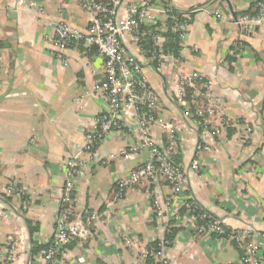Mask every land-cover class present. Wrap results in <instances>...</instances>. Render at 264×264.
<instances>
[{
  "label": "crops",
  "instance_id": "1",
  "mask_svg": "<svg viewBox=\"0 0 264 264\" xmlns=\"http://www.w3.org/2000/svg\"><path fill=\"white\" fill-rule=\"evenodd\" d=\"M16 1L0 0V211L7 215L0 216V259L13 238L20 247L13 264H45L32 255V248L46 243L54 232L64 162L80 150L103 104L95 90L103 69L93 48L83 54L82 45H71L64 66L44 41L54 22L87 27L89 17L77 0H24L22 7ZM254 1L171 0L177 9L195 13L180 48V68L186 75L197 72L208 79L221 118L235 124L218 127L208 139L211 149L199 153L200 175L189 169L197 130L174 101L171 67L154 70L126 41L158 95L164 122L177 127L184 138L176 163L187 173L189 184L174 196L165 181H146L117 198L115 181L141 166L148 152L134 149L135 136L110 134L75 192L74 212L95 210L98 221L86 238L72 240L58 264H152L140 252L165 235L173 222L170 211L183 199L196 201L228 230L250 231V241L264 235V22L256 27L234 23L235 15ZM260 3L264 8V0ZM152 134L165 139L158 126ZM13 180L22 196H3L2 187ZM155 198L164 206L162 217L154 213ZM26 200L31 203L23 209ZM30 226L37 230L31 233ZM176 227L168 264H239L240 252L230 240L196 233L187 219ZM133 235L137 245L131 250L127 242Z\"/></svg>",
  "mask_w": 264,
  "mask_h": 264
},
{
  "label": "built area",
  "instance_id": "2",
  "mask_svg": "<svg viewBox=\"0 0 264 264\" xmlns=\"http://www.w3.org/2000/svg\"><path fill=\"white\" fill-rule=\"evenodd\" d=\"M77 3L89 17L87 27L80 29L65 21L54 22L53 28L44 35V41L49 45L54 58L64 66L68 62L66 50L70 43L78 41L85 47H95L103 69V78L95 84V90L101 94L103 104L92 118L91 128L84 134L80 150L64 162L63 188L54 232L48 247L38 254L45 264L62 262L67 253L65 245L73 237L86 238L98 221L99 216L95 210L85 209L81 214L74 212L75 192L77 181L86 166L96 161L97 148L110 134L135 136L138 144L134 149L145 148L148 152L142 166L130 170L126 176L115 181L117 198L122 197L127 188L146 181H165L174 196H179L189 184L187 173L174 162L184 138L177 127L172 129L164 122L159 112L158 96L137 55L128 51L126 41L129 40L145 59L141 52V42L147 27L154 26L155 32L150 37L151 56L157 58L154 70L161 72L166 64L171 67L170 81L175 103L182 107L183 117L197 130L196 154L189 166L192 174L200 175L202 163L199 153L211 149L208 139L217 134L218 127L225 129L235 125L221 118L218 99L208 90V79L202 80L203 76L197 72L184 74L180 68L179 54L165 53L161 47L166 32L177 39L179 48L184 46L193 10H179L171 0H107L106 3L99 0H77ZM257 4L259 11L256 15L238 16L234 18V23L238 27L263 24L264 8L260 2ZM16 6H24V0H17ZM86 52L83 49V53ZM187 88L191 90L189 96ZM200 88L204 89L203 92ZM198 98L201 102L192 106L190 101ZM156 126L165 133L164 140L153 137L152 130ZM1 193L8 197L22 196L16 180L7 182ZM30 203L29 200L24 201L22 208L26 209ZM153 207L157 217L164 215V206L157 198L153 200ZM181 209L184 211L182 216ZM0 216L7 215L0 211ZM169 219L175 226L187 219L196 233H213L230 240L240 252L239 264H264V235H257V238L250 241V231L228 230L218 219H212L205 213H193L187 199H183L176 209L170 211ZM170 243L172 245L164 236L158 238L140 252V257L145 261L152 259V264H168ZM136 245L137 239L133 235L127 247L132 250ZM19 252L17 240L10 238L0 264H13Z\"/></svg>",
  "mask_w": 264,
  "mask_h": 264
},
{
  "label": "trees",
  "instance_id": "3",
  "mask_svg": "<svg viewBox=\"0 0 264 264\" xmlns=\"http://www.w3.org/2000/svg\"><path fill=\"white\" fill-rule=\"evenodd\" d=\"M99 1H102V2H104V3H106L107 2V0H99ZM258 2H262V0H255L254 2H252L251 3V5H250V8L249 9H247L246 11H243V12H239L238 14H237V16H254V15H256L257 13H258V11H259V6H258ZM194 14L195 13H193V16H194ZM236 15H235V17H237ZM155 32V30H154V26H149V27H147V30H145V36H144V38H143V42H141V52L145 55V59H146V62L150 65V66H152L153 68H156L157 67V58H153L152 56H151V51H152V43H151V40H150V37H151V35L153 34ZM164 36H165V41L163 42V44H162V49H163V51L165 52V53H170V54H179V52H180V48L178 47V45H177V39H174V36L170 33V32H166V33H164ZM75 44H80V45H82L83 46V49H86V51L88 52V51H90L92 48L93 49H95V47H85V45L82 43V42H72V43H70L69 44V46H68V48L71 46V45H75ZM67 48V49H68ZM83 49H82V53H83ZM96 50V49H95ZM86 52V53H87ZM86 53H83V54H86ZM68 59V58H67ZM228 60H229V62L231 61V60H233V58L232 57H228ZM205 79L206 78H204L203 77V79L202 80H204L205 81ZM203 88H200V91L201 92H203ZM156 92V91H155ZM190 92H191V90L189 89V88H187L186 89V93H187V95L189 96V94H190ZM157 94V93H156ZM158 96V95H157ZM174 98V97H173ZM174 101H175V98H174ZM159 102V101H158ZM176 102V101H175ZM191 102V105L193 106V105H195L196 103H200L201 102V100L198 98L196 101L194 100V101H190ZM158 105H159V103H158ZM177 105V104H176ZM178 107H179V109H180V111L181 110H183L182 109V107L181 106H179V105H177ZM176 156L174 157V162L176 163ZM144 164V163H143ZM142 164V165H143ZM177 164V163H176ZM141 165V166H142ZM140 167V166H139ZM138 168V167H137ZM188 202L191 204V206H192V208H193V213H195V214H198V213H205V214H207L209 217H211L212 219H216L211 213H209L208 211H206L204 208H202L196 201H194L193 199L191 200V199H189L188 200ZM181 212H183L184 213V211L181 209L180 210ZM30 223V222H29ZM171 223V222H170ZM35 230H37V228L36 227H34V226H30V231H31V233L32 232H34ZM178 229H177V227L174 225V223L172 222L171 223V225H169L168 226V229H167V231L165 232V235H164V239H167V240H169V241H171L172 242V240H173V238H174V236H175V233H176V231H177ZM196 232V231H195ZM75 238H77V237H73L71 240H70V242L68 243V244H66L65 245V249L67 250V249H69V247L71 246V242H72V240H74ZM49 241H50V239L46 242V243H44V244H41V245H38V244H35V245H33V248H32V255H38L39 253H40V251L41 250H43V249H45V248H47L48 247V245H49ZM152 243V242H151ZM150 243V244H151ZM170 245H171V243H170ZM147 262H151V263H153V261H152V259H147L146 260Z\"/></svg>",
  "mask_w": 264,
  "mask_h": 264
},
{
  "label": "water",
  "instance_id": "4",
  "mask_svg": "<svg viewBox=\"0 0 264 264\" xmlns=\"http://www.w3.org/2000/svg\"><path fill=\"white\" fill-rule=\"evenodd\" d=\"M254 27H256V25H254Z\"/></svg>",
  "mask_w": 264,
  "mask_h": 264
}]
</instances>
